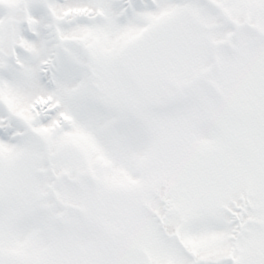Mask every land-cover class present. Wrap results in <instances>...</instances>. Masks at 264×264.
<instances>
[{"label": "snow or ice", "instance_id": "1", "mask_svg": "<svg viewBox=\"0 0 264 264\" xmlns=\"http://www.w3.org/2000/svg\"><path fill=\"white\" fill-rule=\"evenodd\" d=\"M0 264H264V0H0Z\"/></svg>", "mask_w": 264, "mask_h": 264}]
</instances>
